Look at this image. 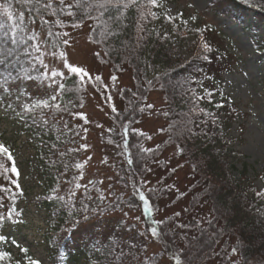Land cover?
I'll use <instances>...</instances> for the list:
<instances>
[{"label": "trees", "instance_id": "trees-1", "mask_svg": "<svg viewBox=\"0 0 264 264\" xmlns=\"http://www.w3.org/2000/svg\"><path fill=\"white\" fill-rule=\"evenodd\" d=\"M51 2L45 24L39 19L43 12L16 0H0V24L11 23L4 12L10 5L13 16L24 12L28 31L44 42L39 52L30 49L39 59L29 63L21 45L7 43L6 29L0 28V59L6 49L11 53L0 66V99L8 114L20 119L34 146L41 187L35 202L46 213L48 264L75 263L79 256L85 264H264V174L257 177L262 188L249 181L244 163L236 178L231 174L239 154L232 149L230 132L245 114L222 91L221 74L232 71L234 58L225 57L216 29L202 24L197 34L174 23L162 10L165 0H156L155 6L150 0H111L104 8L99 6L104 0H88L87 5L84 0ZM67 5H72L71 16L57 11ZM210 9L237 19L254 11L264 23V0H215ZM83 24L90 26L89 38L101 50L99 61L114 74H128L131 84L120 89V105L111 108V125L101 135L114 157L116 188L108 192L101 179L89 183L84 177L86 85L69 69L48 73L46 61L62 50L67 29ZM193 35L195 45L187 41ZM258 51L264 64V44ZM53 71L62 75L53 78ZM153 92L163 98L166 120L157 141L136 128L152 112ZM44 100L48 107L32 108ZM172 148L192 166L193 175L187 189L175 191L169 200L186 199L182 212L161 217L171 187L164 181L146 189L142 184L154 165L164 168ZM12 166L13 161L0 154V243L7 240V227L19 221L18 204L24 199ZM141 192L149 201L147 211ZM128 211L140 212V227L119 221L110 235L96 228L76 241V231L85 224L114 213L126 216ZM152 228L157 229L155 235ZM124 229L127 236L121 234ZM148 242L159 246L157 252L147 253ZM1 254L6 255L0 264L34 260L28 250L16 257L9 249Z\"/></svg>", "mask_w": 264, "mask_h": 264}, {"label": "rangeland", "instance_id": "rangeland-1", "mask_svg": "<svg viewBox=\"0 0 264 264\" xmlns=\"http://www.w3.org/2000/svg\"><path fill=\"white\" fill-rule=\"evenodd\" d=\"M165 1L162 10L169 19L174 23L183 24L186 29L194 30L196 33L200 31L202 24L214 27L218 37L224 42L225 57H228V61H231L229 56L234 58L233 64H230L232 71L226 69L221 74L223 93L230 97L241 113L245 114L243 118L235 120L230 132L232 149L239 154L237 162L233 163L236 170L231 174L236 178L244 163L249 181L262 188V183L257 177L264 174V64L261 60L262 53L258 51V48L264 44L263 21L254 14H249L244 19H237L226 14L217 15L213 11L212 13L209 9L215 0ZM89 36L88 24L68 28L63 38L67 43L63 41L62 50L48 56L46 61L48 73L53 69L67 73L68 68L65 64H68L80 68L87 74L80 77L86 85L82 108L86 120L83 122V127L86 129L87 137V148L82 155L85 161L84 177L89 183L101 179L102 188L108 192L109 189L116 188L115 173L111 167L114 165V157L102 143L101 135L111 125V108L117 109L120 105V89L131 84L128 74H114L108 64L99 61L101 50L91 42ZM202 37H205L204 34L201 35ZM171 38L176 41V35H172ZM187 41L195 45L196 36L188 37ZM185 58L188 56L186 55ZM97 77L100 79L97 80ZM149 102L152 105V112L136 128L148 132L152 140L157 141L159 130L166 123L164 101L158 92H153ZM3 119V111H0V135H2L0 141L7 140L12 144L11 151L15 155L14 163L19 174L18 184L24 199L18 206L22 212V222L7 229L6 235L9 241L0 245V252L9 248L13 255L17 256L21 249H27L35 260L41 264H48V248L44 236L47 228L46 213L35 202L41 187L40 178L37 177L38 168L33 144L27 135L20 136V139L13 136V127ZM1 130L4 133H1ZM164 159V168L154 165L152 172L142 184L143 189H146L164 181L171 187L170 198L162 203V209L158 213L161 217L182 212L186 199L176 203L169 200L175 191L179 190L182 194L187 189L190 176L193 175L192 166L178 156L177 149H170ZM127 213L126 216L122 213H114L85 224L76 231V241L82 242L83 238L96 228L99 232L110 235L111 227L119 221L140 227V212ZM128 233L125 229L121 230L123 236H127ZM158 249L159 246L155 242H148L147 253L157 252ZM84 260L83 256H79L78 261L68 264H85Z\"/></svg>", "mask_w": 264, "mask_h": 264}, {"label": "snow or ice", "instance_id": "snow-or-ice-1", "mask_svg": "<svg viewBox=\"0 0 264 264\" xmlns=\"http://www.w3.org/2000/svg\"><path fill=\"white\" fill-rule=\"evenodd\" d=\"M111 2V0H104V3H101L99 6L100 8H104L106 4H109ZM121 2H123V0H121ZM17 4L23 5L25 8H31L33 11H35L36 13H41L43 12L44 15H40L39 19L44 21L45 24L48 23L47 20L44 19V16L48 14V10L53 8V4L51 2V0H48V2H45V0H16ZM60 4H64L65 0H59ZM85 5H87L88 0H84ZM150 3H152L153 6H155L156 4V0H150ZM72 5H67L65 9H57V11H62V12H66L69 16L73 15V13L70 11ZM10 5L9 6H5L4 7V12L7 13V19L8 21H10L11 23L8 25H4V24H0V28H4L6 29L4 32V38L5 41L7 43H10L11 45H16V44H20L21 45V49L20 51L23 52V54L25 56H28L29 59V63H33V61L38 60L39 57L33 56L32 53L30 52V49H35V51L39 52L40 47L43 46V41H38L37 39V35L33 34L32 32H29L27 29V25L25 22V14L23 11L20 12V14L18 16H13L12 12L9 11ZM54 14V13H53ZM154 15V14H153ZM33 23H35V21H33ZM66 35V33H65ZM31 41L32 43L29 44L28 42ZM64 43L66 44L67 41L65 40ZM208 46L205 45V50L207 51ZM10 51L9 50H5V54H4V58L0 59V66L5 65L6 64V60H7V56L10 55ZM33 67H35V64H33ZM46 67V66H45ZM65 67H67L70 71V73L75 74L76 76H86V73H83L82 70L78 67H74V66H70L68 64H65ZM58 75H62L60 73H57L55 71L52 72V77L55 78ZM97 80H99L100 78L97 77ZM115 79V78H113ZM63 87V85H61V88ZM53 100L56 99L55 96L52 97ZM48 101L44 100V101H39L36 102L32 105V108H38V107H48ZM25 111H29L28 108H25ZM0 154H4L7 157L8 161H13V156L10 154L9 150L2 144H0ZM77 167H80L79 165H77ZM11 172L14 175H18V171L17 168L15 167V164L13 163V166L11 168ZM16 187L18 188L19 185H16ZM77 187H79V185H77ZM71 195H75V193H71ZM60 199H64L63 197H60ZM139 199L140 201L143 202L144 206H145V210H148V204L149 201L148 199H146L145 195L141 192L139 194ZM3 218L0 217V220H2ZM9 219H11V213L9 215ZM152 233L153 235H155L157 233V229L156 228H152ZM22 252H27V249H21ZM121 255H123V252L120 253ZM6 254H0V260H3L5 258ZM30 264H38V262L36 260H30Z\"/></svg>", "mask_w": 264, "mask_h": 264}, {"label": "bare ground", "instance_id": "bare-ground-1", "mask_svg": "<svg viewBox=\"0 0 264 264\" xmlns=\"http://www.w3.org/2000/svg\"><path fill=\"white\" fill-rule=\"evenodd\" d=\"M249 14H254L255 17L259 19V17L257 16V14L254 13V11H248V12H247V15H249Z\"/></svg>", "mask_w": 264, "mask_h": 264}]
</instances>
